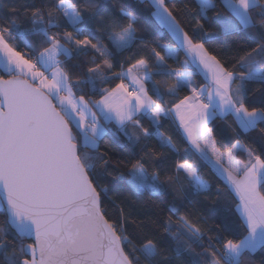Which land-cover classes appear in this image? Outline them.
Returning a JSON list of instances; mask_svg holds the SVG:
<instances>
[{
    "label": "snow or ice",
    "instance_id": "obj_1",
    "mask_svg": "<svg viewBox=\"0 0 264 264\" xmlns=\"http://www.w3.org/2000/svg\"><path fill=\"white\" fill-rule=\"evenodd\" d=\"M221 3L229 15L213 19L222 34L236 38L224 60L209 47L218 34L207 28L214 0H194V7L171 0L11 6L0 0L6 9L0 11V264H174L182 256L185 264H243L264 251V158L248 150V158L238 160V142L222 153L208 126L231 115L244 131L259 127L264 134V0ZM186 12L195 21L188 30L179 18ZM153 19L174 46L152 47L144 39ZM180 50L184 67L172 68L166 58L177 60ZM125 52L131 53L127 67L120 63L113 72L117 54ZM197 72L209 81L200 89L191 79ZM157 75L176 79L165 87L166 81L153 79ZM85 88L91 95H77ZM185 88L190 95L167 106L165 97ZM145 118L153 130L144 127ZM169 118L179 121L198 159L224 180L235 205L222 210L224 228L239 239L208 236L205 244L206 230L184 215L173 218L191 192L204 194L211 184L188 160L177 161L173 174L160 180L165 156L148 140L155 136L161 148L178 151L161 131ZM109 132L118 141L125 137L133 153L139 148V158L102 152L100 141ZM130 162L131 190L171 197L156 205V220H129L123 207L118 218L112 214L115 201L101 181ZM149 164L157 169L151 174ZM129 223L141 231H128Z\"/></svg>",
    "mask_w": 264,
    "mask_h": 264
},
{
    "label": "trees",
    "instance_id": "obj_2",
    "mask_svg": "<svg viewBox=\"0 0 264 264\" xmlns=\"http://www.w3.org/2000/svg\"><path fill=\"white\" fill-rule=\"evenodd\" d=\"M33 2L39 4L40 0H5V3L9 6L22 3L31 4ZM107 2L109 4L116 3L117 5H120L131 3L133 0H107ZM171 2L177 4L187 2L192 7L195 6L194 0H171ZM214 3H216L217 7L214 10H210L208 13L209 21L207 22V28L210 34H218L215 37L214 43L209 45V47L214 51V54H217L219 58L224 60L231 55L230 46L234 47L233 41L236 38L225 36L220 32V26L215 22L213 17L215 13H221L224 16H228L229 13L222 5L221 0H214ZM3 10L6 9H0V11ZM147 14L148 13L146 11L145 15ZM179 18L184 23L185 30H188L190 24L195 23L194 19L187 12ZM145 26L144 18L142 17L140 27L143 28ZM147 28L148 31L144 33V39L152 41V47H155L157 42L159 44L174 46L175 40L165 30L159 29V25L156 24L154 19L151 25H147ZM161 32L163 33L162 35L160 34ZM105 42H107L106 37ZM158 50H160L163 55V50ZM133 52H136V46H134ZM130 55L131 53L128 52H125L123 55L117 54L116 67L113 69V72H118L120 70V63H124V67L126 68V61ZM184 58V54L180 51L179 58L177 60L166 58V63L172 68H183ZM184 70L192 71L191 67ZM153 79L157 81H166V87L168 84L173 83L176 77H160L157 75L154 76ZM191 79L197 89L204 85V82L196 73L191 76ZM103 86L104 85H100L99 87ZM250 87L258 88L259 85L253 84ZM190 93L191 89L185 88L180 90L175 97H165V99L169 101L167 106H171V104L177 102L178 99H182L185 95H190ZM80 94H84L85 98H87L88 95H91L86 88L82 93H77V95ZM92 98L98 99L99 96L96 95ZM142 123L144 124V127L153 130L146 118L142 120ZM162 123L163 127L161 128V131L172 137V141L176 145L178 151L169 152L167 149H163L159 146L158 140L155 136L149 138L148 145L153 149V151L156 153H163L165 156V163L159 166L160 180L164 181L168 176L173 174L174 165L177 161L188 160L189 162L196 163L199 168L200 176L203 179L208 180L211 184V188L204 194H198L194 191L191 192L188 199H186L182 205L178 206L173 218L176 219L177 217L184 215L189 218L191 223L200 227L202 230H206V235L204 237L205 244H207L208 236H219L221 241L225 239H239V236H235L233 231H226L224 228L222 210L226 207L231 209H234L235 207L234 204L230 203V198L225 191L224 180L220 179L209 165L198 159V155L188 147L183 140L178 127L174 125L170 118ZM208 126L213 130V135L217 141V147L222 153H226L233 144L238 142L241 147V149L236 152V158L238 160H246L248 158V150H251L255 155H261V157L264 158V134L261 133L259 127L256 130L246 132L239 128L236 120L231 115H229L226 119L218 118L210 121ZM110 127L113 131H115L114 125ZM106 148L109 150L113 159L127 158L129 161L134 162L141 154L139 148L135 149L133 153V150L127 146V140L125 137L121 135L120 140L118 141L114 136H112L111 132L107 133L100 141V150L103 152ZM131 162L128 163L126 167L122 166L114 176L106 175L101 181L102 185H106L109 188L108 198L111 201H115L116 207L112 209V214L114 218H118L120 214V207H123L129 220L134 219L137 223L146 222L149 219L156 220V205H161L163 207L165 200L171 199V197L158 196L147 191L144 193H137L131 190L127 183V173L131 167ZM223 167H228V160L226 156L223 159ZM146 168L149 174L157 170L150 164L146 165ZM121 174H123V178H120ZM187 187V184H185L186 189ZM217 189L221 191L222 195L217 196ZM168 215H170V213L165 211L164 217L166 218ZM233 216L236 222H238L239 217L237 214L233 212ZM0 222H2V217H0ZM127 227L130 232L133 230L137 232L141 231V229L136 228V225L131 223H129ZM143 231H147V229H144ZM220 246H222V244ZM200 250V248L195 249L197 252ZM174 264H185V257L182 256L176 258ZM243 264H264V251L258 250L250 257H246Z\"/></svg>",
    "mask_w": 264,
    "mask_h": 264
},
{
    "label": "crops",
    "instance_id": "obj_3",
    "mask_svg": "<svg viewBox=\"0 0 264 264\" xmlns=\"http://www.w3.org/2000/svg\"><path fill=\"white\" fill-rule=\"evenodd\" d=\"M183 54H184V52H183V50H180ZM201 79H202V81L204 82V85H206L207 83H209V81H206L205 80V77L202 75V74H200V73H196ZM203 86V85H202ZM201 88V86L198 88V89H200ZM171 120H172V122L174 123V125L176 126V127H178V129H179V132H180V134H181V136H182V138H183V140L185 141V143L188 145V147L192 150V151H194L195 152V149H193L192 148V146H191V144L188 142V140H187V137H186V134H184L183 133V129H181V128H179V121L178 120H174V119H172V118H170ZM237 125H238V123H237ZM239 126V125H238ZM240 128V127H239ZM241 129V128H240ZM243 130V129H242ZM198 155V154H197ZM206 163V162H205ZM212 163H215V162H212ZM207 165H209L211 168H213L212 167V164H208V163H206Z\"/></svg>",
    "mask_w": 264,
    "mask_h": 264
},
{
    "label": "rangeland",
    "instance_id": "obj_4",
    "mask_svg": "<svg viewBox=\"0 0 264 264\" xmlns=\"http://www.w3.org/2000/svg\"><path fill=\"white\" fill-rule=\"evenodd\" d=\"M240 145V144H239ZM239 149H241V147L239 148ZM238 149V150H239ZM212 162H215V161H212ZM214 164V163H213ZM213 169V168H212ZM214 170V169H213ZM215 171V170H214ZM216 172V171H215ZM217 174V173H216ZM217 176L219 177V175L217 174ZM220 178V177H219ZM237 216H238V214H237Z\"/></svg>",
    "mask_w": 264,
    "mask_h": 264
},
{
    "label": "water",
    "instance_id": "obj_5",
    "mask_svg": "<svg viewBox=\"0 0 264 264\" xmlns=\"http://www.w3.org/2000/svg\"><path fill=\"white\" fill-rule=\"evenodd\" d=\"M28 242H30V241H28Z\"/></svg>",
    "mask_w": 264,
    "mask_h": 264
}]
</instances>
